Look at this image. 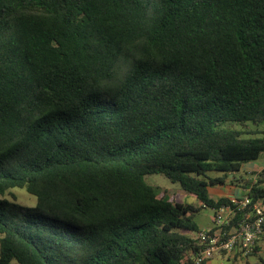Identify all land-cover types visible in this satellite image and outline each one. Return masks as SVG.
<instances>
[{"label":"trees","instance_id":"trees-1","mask_svg":"<svg viewBox=\"0 0 264 264\" xmlns=\"http://www.w3.org/2000/svg\"><path fill=\"white\" fill-rule=\"evenodd\" d=\"M248 122L264 0H0V264L191 263L198 209L145 177L211 209L230 198L210 187L247 189L231 223L252 219L264 168L249 182L243 165L264 132L225 127ZM258 249L233 262L264 264Z\"/></svg>","mask_w":264,"mask_h":264},{"label":"built area","instance_id":"built-area-1","mask_svg":"<svg viewBox=\"0 0 264 264\" xmlns=\"http://www.w3.org/2000/svg\"><path fill=\"white\" fill-rule=\"evenodd\" d=\"M249 199L231 197L229 204H222L212 208L211 227L196 233L197 251L192 254L191 263L202 264L215 255L220 257L246 258L250 255L259 240H264V206L259 205L252 219L242 218L236 225H232L237 211L247 208Z\"/></svg>","mask_w":264,"mask_h":264},{"label":"rangeland","instance_id":"rangeland-1","mask_svg":"<svg viewBox=\"0 0 264 264\" xmlns=\"http://www.w3.org/2000/svg\"><path fill=\"white\" fill-rule=\"evenodd\" d=\"M226 128H232V129H240L243 131H254L259 132L258 134L254 135H243L244 138H253V137H262L263 134L261 132H264V122L260 123L259 125L255 126L251 123H246L245 127H241L238 124H232V125H225ZM264 162V153L260 156V158L256 161L249 162V165L260 167V165ZM248 163L244 164L247 165ZM243 165V167H245ZM216 173H209V175H215ZM145 180L148 184L154 186L157 191H163L166 196L174 195L176 199L183 203L191 204L194 208L198 209V211L194 214L193 220L196 223V225L199 227V229H207L211 227L212 223V216L213 212L212 209L206 206L201 205L199 201H197L193 196L188 195L186 192H183L179 189L177 185L171 184L163 175L161 174H153L148 175L145 177ZM11 194L14 195L16 202L26 206V207H33L35 205V197L28 194L25 189L20 188H14L10 191ZM211 197H214L213 192H209ZM7 198H10L9 195H6ZM264 259V252L260 253L258 256H250L248 258L249 262H255L258 260V258ZM233 260V259H232ZM240 261H236V263H239ZM234 264V262H231L226 257L221 258L218 255H215L212 258L211 264ZM11 264H17L16 262H12Z\"/></svg>","mask_w":264,"mask_h":264},{"label":"crops","instance_id":"crops-1","mask_svg":"<svg viewBox=\"0 0 264 264\" xmlns=\"http://www.w3.org/2000/svg\"><path fill=\"white\" fill-rule=\"evenodd\" d=\"M262 168H264V162L260 165V167L251 166L248 163L244 167V171L247 172V175L246 176L243 175V174L242 175L244 176V178L247 181H249V182L254 181L255 180L254 174H257L259 171H261ZM211 191L214 194V197H212V198L218 199V198H221V197L231 198V197L243 196L247 192V189H243V188H239V187H233V186H228V185H223V186H212V187L209 188V192H211ZM260 204L262 206H264V199L262 200V202ZM257 248H259L258 252L256 254L258 256L260 253L264 252V240L263 239L258 241ZM223 258H225V257H223ZM226 258L228 260H230L231 262H233V260L231 258H229V257H226ZM239 261H240L239 263L235 262L234 264H243V262H244L243 260H240V259H239ZM211 263H212V259L208 260L205 264H211Z\"/></svg>","mask_w":264,"mask_h":264}]
</instances>
